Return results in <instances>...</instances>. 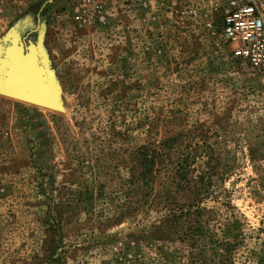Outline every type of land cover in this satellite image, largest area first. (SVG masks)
<instances>
[{
    "label": "rangeland",
    "instance_id": "rangeland-1",
    "mask_svg": "<svg viewBox=\"0 0 264 264\" xmlns=\"http://www.w3.org/2000/svg\"><path fill=\"white\" fill-rule=\"evenodd\" d=\"M204 3L0 0L62 87L0 91V264H264V76Z\"/></svg>",
    "mask_w": 264,
    "mask_h": 264
},
{
    "label": "water",
    "instance_id": "water-1",
    "mask_svg": "<svg viewBox=\"0 0 264 264\" xmlns=\"http://www.w3.org/2000/svg\"><path fill=\"white\" fill-rule=\"evenodd\" d=\"M30 27L23 20L0 40V91L13 99L54 109L62 87L52 78L40 37L33 40L24 34Z\"/></svg>",
    "mask_w": 264,
    "mask_h": 264
},
{
    "label": "built area",
    "instance_id": "built-area-1",
    "mask_svg": "<svg viewBox=\"0 0 264 264\" xmlns=\"http://www.w3.org/2000/svg\"><path fill=\"white\" fill-rule=\"evenodd\" d=\"M222 14V37L244 66L264 76V0H202ZM207 2V3H206ZM172 14L198 13L194 0H156ZM145 7L148 3L144 2Z\"/></svg>",
    "mask_w": 264,
    "mask_h": 264
},
{
    "label": "trees",
    "instance_id": "trees-1",
    "mask_svg": "<svg viewBox=\"0 0 264 264\" xmlns=\"http://www.w3.org/2000/svg\"><path fill=\"white\" fill-rule=\"evenodd\" d=\"M179 163H180V168L183 167V169H181V171H184V165H185V164H184V161L182 162V160H180Z\"/></svg>",
    "mask_w": 264,
    "mask_h": 264
},
{
    "label": "bare ground",
    "instance_id": "bare-ground-1",
    "mask_svg": "<svg viewBox=\"0 0 264 264\" xmlns=\"http://www.w3.org/2000/svg\"><path fill=\"white\" fill-rule=\"evenodd\" d=\"M16 44H18V43H16ZM43 107V106H42ZM43 108H45V107H43Z\"/></svg>",
    "mask_w": 264,
    "mask_h": 264
}]
</instances>
